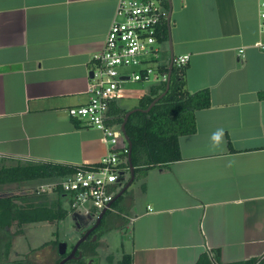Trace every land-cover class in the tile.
<instances>
[{
	"label": "crops",
	"instance_id": "obj_1",
	"mask_svg": "<svg viewBox=\"0 0 264 264\" xmlns=\"http://www.w3.org/2000/svg\"><path fill=\"white\" fill-rule=\"evenodd\" d=\"M258 1L170 0L173 56L189 55L185 87L208 88L211 105L195 112L196 131L179 137L181 159L147 170L120 203L122 211L105 215V227H131L133 264H196L209 250L225 264L250 258L264 264V32ZM116 4L0 0L1 162L94 164L112 149L100 130L67 110L88 101L92 58L103 47ZM162 57L169 63V50ZM133 83L122 84L115 100L136 97L130 109L151 86ZM124 181L112 186L115 194Z\"/></svg>",
	"mask_w": 264,
	"mask_h": 264
},
{
	"label": "trees",
	"instance_id": "obj_2",
	"mask_svg": "<svg viewBox=\"0 0 264 264\" xmlns=\"http://www.w3.org/2000/svg\"><path fill=\"white\" fill-rule=\"evenodd\" d=\"M161 35L158 37L159 41L167 40V21L162 27ZM160 59V70L167 73V57L163 58L161 54ZM185 68L186 66L181 68L172 67L168 88L167 80L151 85L147 93L139 98L137 105L134 107L137 110L130 113L125 121L124 128L131 144L130 150L125 140H122V146H126L130 153L134 170L133 181L139 179L151 168H168L171 163L180 160L179 137L194 133L196 131L195 112L211 105L208 88L194 92L186 89L184 84ZM164 91H166L165 94L151 106L149 111H143ZM127 111L126 108L118 105L116 101H112L108 110L110 124L120 126ZM127 155L128 152L125 155L124 166L128 167V170L121 173L119 181L125 180V173L129 172ZM77 167L78 165L52 161H16L11 165H0V264H34L26 258L10 259L12 236L22 233V227L25 224L60 221L68 215V211L62 205L61 197L64 193L60 188L47 193H37L35 189L12 192L3 190V188L25 181L64 177L74 173ZM125 184L126 181L123 185ZM122 200L123 194L113 201L105 215L111 210L122 211L120 207ZM105 215L88 239L80 244L79 250L82 252V256L71 259L65 264H88L86 257L96 255L98 244L97 242H91L89 239L102 228ZM13 228H15L14 231ZM58 244L59 239L55 237L43 242L37 249L51 248L57 250ZM67 254L66 251L58 253L55 264H58ZM132 261L133 258L130 252L123 253L118 264H133ZM257 261L258 258H250L238 262V264H255ZM196 264L225 263L219 261L216 251L209 250L199 256Z\"/></svg>",
	"mask_w": 264,
	"mask_h": 264
},
{
	"label": "built area",
	"instance_id": "obj_3",
	"mask_svg": "<svg viewBox=\"0 0 264 264\" xmlns=\"http://www.w3.org/2000/svg\"><path fill=\"white\" fill-rule=\"evenodd\" d=\"M168 0H117L115 15L105 35L102 49L93 55L95 67L88 88V101L68 108L71 118L84 120L97 128L111 150L94 164H81L71 175L51 179L39 184L37 193L60 188L68 198L69 206L83 207L88 201L90 209L84 215L94 216L102 209H110L115 189L113 185L128 167L124 166L128 149L122 146L120 126L110 124L109 104L121 96L124 82H150L151 75L160 77L158 83L167 80V73L160 70L162 27L167 21ZM259 28L264 32V0L258 1ZM189 55L173 56V66L185 67ZM152 81H155L153 78ZM120 148V150H118Z\"/></svg>",
	"mask_w": 264,
	"mask_h": 264
},
{
	"label": "rangeland",
	"instance_id": "obj_4",
	"mask_svg": "<svg viewBox=\"0 0 264 264\" xmlns=\"http://www.w3.org/2000/svg\"><path fill=\"white\" fill-rule=\"evenodd\" d=\"M155 47L160 49L162 52H168V41H161L156 44ZM155 78V81H152ZM160 77L157 74L151 75V81L146 82L142 86L147 88L150 85L157 84ZM136 83L128 81L123 83L124 87H134ZM137 102L136 97L130 96L118 100V103L123 107L130 109ZM8 165V162H1L0 165ZM126 183L129 180V173H125ZM49 179H40L25 181L21 183H15L9 186H5L3 190L9 191H20L35 189L39 184L46 183ZM138 179L131 182L130 186L123 193V199L131 194L137 188ZM124 186V185H123ZM50 194V193H49ZM62 205L68 211L66 218L55 222H38L25 224L22 229L23 232L14 234L11 238L10 248V259L12 258H26L28 261L34 264H55V260L58 258V253L64 251L69 252L72 249V245L80 238L83 230L91 227L95 222L94 216L84 215L85 209H90L92 203L86 202L83 207L75 209L77 211L76 217H72L73 211L69 206V202L65 197H62ZM15 228L12 230L14 231ZM82 232V233H80ZM96 236L95 240L91 242H97L98 248L96 249V255H88L90 261L88 264H118L122 258L123 253H129L131 250V227L122 225L121 227H105L103 224L102 228L98 233L93 234ZM58 237L59 244L57 252L55 249L43 248L37 249L45 241H49Z\"/></svg>",
	"mask_w": 264,
	"mask_h": 264
},
{
	"label": "water",
	"instance_id": "obj_5",
	"mask_svg": "<svg viewBox=\"0 0 264 264\" xmlns=\"http://www.w3.org/2000/svg\"><path fill=\"white\" fill-rule=\"evenodd\" d=\"M169 2V10H168V15H167V24H168V47H169V63H168V72H167V88H168V83H169V79H170V73H171V69H172V65H173V52H172V48H171V42H170V31H169V27H170V16H171V8H170V0H168ZM93 75V72H90L89 73V76L92 77ZM167 90V89H166ZM166 91L162 92V94H160L158 97H156L150 104L149 106L144 109L143 111L147 112L149 111V109L151 108L152 105H154V103L162 96L165 94ZM137 110V108H132L130 110H128L124 116V119H123V122L121 123L120 125V129L122 131V134H123V138L124 140L126 141V143L128 144L129 146V150H130V141L128 139V136L126 135L125 133V128H124V125H125V121L127 119V117L129 116L130 113H132L133 111ZM127 162H128V165H129V180L128 182L123 186V188L121 190H119L112 202L108 205V207L111 206V204L113 203V201L118 198L120 195H122L124 193V191L128 188V186L130 185V183L133 181L134 179V170H133V167H132V164H131V160H130V153L128 151V155H127ZM107 209H102L96 216L95 218V222L94 224L89 227L81 236L80 238L75 242V244L72 246V249L68 252V254L62 258L58 264H65L67 261L71 260V259H75V258H80L82 256V252L79 250V246L82 242H84L85 240L88 239L89 235L91 234V232L93 230H95L99 223H100V220L101 218L105 215ZM92 240H95L96 239V236L95 235H92L91 237Z\"/></svg>",
	"mask_w": 264,
	"mask_h": 264
},
{
	"label": "clouds",
	"instance_id": "obj_6",
	"mask_svg": "<svg viewBox=\"0 0 264 264\" xmlns=\"http://www.w3.org/2000/svg\"><path fill=\"white\" fill-rule=\"evenodd\" d=\"M222 134H223L222 130L218 131L217 133H214L213 140L218 142Z\"/></svg>",
	"mask_w": 264,
	"mask_h": 264
}]
</instances>
